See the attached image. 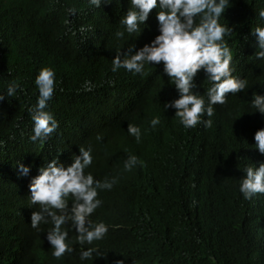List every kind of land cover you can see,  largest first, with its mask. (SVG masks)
I'll list each match as a JSON object with an SVG mask.
<instances>
[{
  "label": "trees",
  "instance_id": "obj_1",
  "mask_svg": "<svg viewBox=\"0 0 264 264\" xmlns=\"http://www.w3.org/2000/svg\"><path fill=\"white\" fill-rule=\"evenodd\" d=\"M128 7V0L100 8L88 0H0V92L12 80L20 85L14 97L0 100V264H264V194L246 200L239 191L241 168L264 161L253 139L264 116L250 107L253 91L264 94V62L253 56L252 35L264 26L257 16L264 0H229L220 18L233 75L247 84L202 117L211 119L208 128H184L175 109L163 110L177 90L162 63L145 65L143 75L111 71L116 49L142 47L158 34L153 8L138 36L116 38ZM42 67L55 73L46 110L58 121L43 144L28 139V109L36 103L34 80ZM195 83L194 91L205 95L210 82L202 70ZM153 116L160 117L155 129L148 123ZM128 123L140 127V142L127 133ZM79 146L92 149L85 172L117 177L110 190H98L102 204L90 216L108 231L79 245L74 229L63 225L73 252L55 258L46 240L51 225L41 224L39 232L30 227L37 206H29L28 185L45 159L58 154L59 163L70 164ZM129 154L143 167L124 171ZM17 162L30 166L28 175L18 174ZM89 247L97 251L80 260V250Z\"/></svg>",
  "mask_w": 264,
  "mask_h": 264
},
{
  "label": "clouds",
  "instance_id": "obj_2",
  "mask_svg": "<svg viewBox=\"0 0 264 264\" xmlns=\"http://www.w3.org/2000/svg\"><path fill=\"white\" fill-rule=\"evenodd\" d=\"M112 0H88L94 8L102 4H110ZM129 7L119 19L123 31L117 30L114 35L121 38L127 32L130 36H138L145 25L149 13L157 8L156 21L158 34L142 47L135 48L130 44L127 51L121 53L116 49V55L111 60V71L123 68L133 75H143L145 65L163 64V73L169 77V83L177 90V96L163 104V110L169 107L175 109L174 116L184 128H193L202 123L205 128L211 126L213 105L224 104L226 94H236L245 91L246 80L233 75L230 66L232 52L224 42L228 32L226 25L220 23V18L228 8L229 0H128ZM76 14L75 8L68 10ZM260 20L264 21V8L257 12ZM255 37V60L264 62V26L252 29ZM135 49V50H133ZM257 66L260 67L258 64ZM206 74L210 86L205 95H200L196 89L195 77L198 71ZM55 73L50 67H42L35 76L34 84L38 96L34 106L28 111L32 121L31 142L43 144L57 129L58 121L47 111L48 101L52 98L55 88ZM19 83L12 80L3 92L0 100L14 97ZM206 97V99H205ZM250 107L264 116V94L252 92ZM251 112V111H249ZM155 129L160 123L159 116H153L148 121ZM148 129H145L147 131ZM127 133L136 142L141 140V129L132 123L127 124ZM99 141L102 137L97 134ZM255 148L264 155V127L259 128L253 135ZM92 149L79 146V154H73L70 164L59 163V155L38 169V174L31 177L28 185L29 206L36 205L30 215V227L40 231L41 224H50L46 231V240L51 248V255L62 257L65 252L72 253V241L68 232L62 227L68 225L74 229L75 243L89 244L103 239L108 226L103 222H93L91 214L102 204L98 190H110L117 182V177H105L103 180L94 179L91 172H85L92 163ZM143 161L136 155L129 154L123 163L124 171H131L137 165L143 167ZM244 175L239 180V191L244 199H251L254 194H264V161L259 166L245 165L241 168ZM17 171L21 176L28 175L30 166L17 162ZM95 247L81 249L79 259L85 260L96 252ZM113 264H125L123 259H117Z\"/></svg>",
  "mask_w": 264,
  "mask_h": 264
}]
</instances>
